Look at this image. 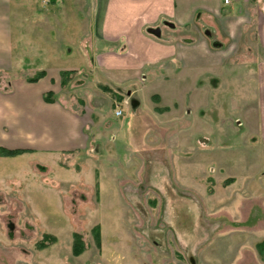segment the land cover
Returning <instances> with one entry per match:
<instances>
[{"label":"rangeland","instance_id":"obj_1","mask_svg":"<svg viewBox=\"0 0 264 264\" xmlns=\"http://www.w3.org/2000/svg\"><path fill=\"white\" fill-rule=\"evenodd\" d=\"M62 1L54 8L56 0H34L40 11L60 10L57 30L44 32L40 41L67 46L59 47L58 60L36 59L30 48L28 59L19 60L22 41H32L25 31L31 26L23 37L19 17H10L18 65L0 71V88L28 86L45 95L52 89L48 82L26 81L43 67L54 69V98L85 117L88 146L0 158V264H264V251L257 249L264 241L258 114L264 83L258 79L257 48H240L233 33L229 52L242 54L245 62L230 58L214 79L202 71L208 90L200 97L187 94L192 79L180 87L177 78L165 80L169 75L160 67L145 70L144 80L136 78L126 89L84 63L85 55L95 60L92 41L83 37L86 17L68 11H82L84 2ZM19 2L12 0L14 12ZM241 24L236 21V29ZM243 36L244 45L256 40L253 33ZM73 71L63 87L61 74ZM104 85L114 90L106 92ZM116 104L122 117L115 116ZM96 226L101 247L92 233ZM76 233L86 247L79 256L73 255ZM44 239L49 244L41 248Z\"/></svg>","mask_w":264,"mask_h":264},{"label":"crops","instance_id":"obj_2","mask_svg":"<svg viewBox=\"0 0 264 264\" xmlns=\"http://www.w3.org/2000/svg\"><path fill=\"white\" fill-rule=\"evenodd\" d=\"M19 1L18 4L15 3L16 13L12 9V0H0V22L5 27L4 31H0V71L3 72H9L18 65V59L27 60V50L31 49L30 56L36 59L58 60L59 47H67L59 45L57 41L40 43L44 40V32L57 30L56 26L60 23L57 13L60 10L46 7L45 11H40L34 0ZM79 1L84 2L82 11L71 6L68 11L73 16L68 15L75 18L78 17L76 12L84 13L83 20L86 17L87 24L83 37L91 40L95 47L94 61L86 55L82 59L84 63L88 60V63L97 67L104 79L114 86L127 89L132 80L143 76L145 70L160 67L163 75H169L165 80L177 78L180 87L183 84L187 87L186 84L192 79L195 84L192 90L187 88V94L194 92L195 96L200 97L208 90L207 85L201 82L204 80L202 71L206 70L214 79L217 76L213 74L214 71L223 70L230 58H239L240 63L245 62L241 59L242 54L236 57L229 52V44L232 45V34L235 32L236 37L241 40L238 42L240 48H257L254 56L260 66L258 79L261 85L264 83V0H256L251 8L244 9L242 7L247 6L249 0H233L230 5H225V0ZM62 2L56 0V4L50 7H58ZM14 15L19 17L23 37L26 26H31L25 31L30 32L28 34L32 41H22L18 59L14 57L12 43L10 17ZM236 21L243 23L240 28L236 29ZM151 30L160 33L155 35ZM72 31L77 33L74 26ZM245 32L248 36L255 34L256 40H248L252 47L247 45V40L244 42L246 46L242 43ZM197 33L200 35L197 36ZM211 36L216 40L215 47L220 50L210 46ZM72 50L71 48L70 52ZM41 71L45 72V76L38 82H26L30 86L48 82L52 87L48 92L59 94L52 86V82H57L55 74L58 72L48 67H43ZM140 80H144V77ZM104 87L114 90L108 85ZM133 93L134 91L126 92L129 97H133ZM45 95L28 86L18 89L11 86L7 91L0 88V147L30 150L31 153L26 155H35L79 151L88 146L84 131L85 117L77 115L59 99L54 103H47ZM261 107L258 114L263 123L259 138L264 143V92ZM8 129L11 133H6Z\"/></svg>","mask_w":264,"mask_h":264},{"label":"trees","instance_id":"obj_3","mask_svg":"<svg viewBox=\"0 0 264 264\" xmlns=\"http://www.w3.org/2000/svg\"><path fill=\"white\" fill-rule=\"evenodd\" d=\"M74 73V74H73ZM76 71L73 72H64L61 74L62 78H61V85L64 87L65 85H67V76L70 75H75ZM45 76V72L41 71L36 77L31 78L28 80V82L30 83H36L38 82L40 79H42ZM104 91L106 92H112L109 88L104 87L103 88ZM115 95V94H114ZM117 98L119 100L122 99V97L117 96ZM45 101L47 103H54L56 102L55 98H54V94L53 92H48L45 97H44ZM153 99H158L159 97L157 95L153 96ZM31 153L30 150H21V149H7L4 147H0V158H15V157H19L22 156L24 154H28ZM234 182V181H233ZM210 192L212 193V191L210 190ZM92 233L95 236V240H96V244L98 247H101V228L99 226H96L93 230ZM45 238H49V236H46ZM46 239H44V242L42 241L41 243V248H44L45 244H49V243H45ZM257 249L259 250V252L261 254H263L264 251V241L261 242L260 244L257 245ZM86 250V247L84 245V240H83V236L79 233H76L74 235V246H73V255L74 256H79L81 255L84 251Z\"/></svg>","mask_w":264,"mask_h":264},{"label":"built area","instance_id":"obj_4","mask_svg":"<svg viewBox=\"0 0 264 264\" xmlns=\"http://www.w3.org/2000/svg\"><path fill=\"white\" fill-rule=\"evenodd\" d=\"M237 1H239V2L243 1L244 2L246 0H237ZM224 3H225V5H230L231 3H233V0H225ZM124 104L127 105L128 102L125 101ZM116 107H117V110L115 111V116L116 117H122L123 116V111L120 109L118 104H116Z\"/></svg>","mask_w":264,"mask_h":264},{"label":"water","instance_id":"obj_5","mask_svg":"<svg viewBox=\"0 0 264 264\" xmlns=\"http://www.w3.org/2000/svg\"><path fill=\"white\" fill-rule=\"evenodd\" d=\"M150 32L155 34V35H159V33H160L159 31H155V30H151Z\"/></svg>","mask_w":264,"mask_h":264}]
</instances>
